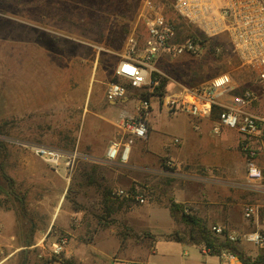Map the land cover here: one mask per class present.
Returning a JSON list of instances; mask_svg holds the SVG:
<instances>
[{
  "label": "rangeland",
  "instance_id": "1",
  "mask_svg": "<svg viewBox=\"0 0 264 264\" xmlns=\"http://www.w3.org/2000/svg\"><path fill=\"white\" fill-rule=\"evenodd\" d=\"M160 2L175 19L171 0ZM141 6V0H0V213L8 214L7 223L0 217V264H49L54 255L67 258L66 247L73 234L93 240L99 225L107 236L111 228L113 233L124 234L127 244L119 252L140 251L143 255L151 242L154 235L136 229L142 226L144 204L117 197L113 190L138 186L146 188L151 200H162L171 175L149 169L141 140L133 143L127 163L105 158L126 108L122 102L106 100V87L127 52L133 32L138 35L137 52L141 53L145 36L139 20ZM183 39L180 33L177 42ZM157 65L174 91L206 84L227 72L232 86L262 94L257 102L264 104V89L257 88L259 77L241 63L227 36L209 41L198 55L186 51L162 55ZM154 115L162 121L159 131L164 132L163 138L172 143L177 131L171 123L175 116L162 111L158 103L154 104ZM182 115L185 113L177 116ZM21 141L28 143L23 149L33 154V165L40 174L23 178L16 172L14 149L22 147ZM32 145L60 151L64 156L59 165L51 166L31 149ZM124 202L133 208L132 221L124 216ZM192 207L187 205L185 211L190 213ZM66 211H74L70 231L60 228ZM53 215L54 225L38 235V229L46 230ZM155 216L148 223L154 233L170 229L166 212ZM177 222L180 233L190 229L183 220ZM115 241L112 238L100 255L87 253L85 264H107L101 259L111 264L108 257ZM155 242L156 252L146 257L158 264H211L217 260L203 254L202 245L162 237ZM17 245L23 247L15 250ZM68 259L80 264L75 258Z\"/></svg>",
  "mask_w": 264,
  "mask_h": 264
},
{
  "label": "built area",
  "instance_id": "2",
  "mask_svg": "<svg viewBox=\"0 0 264 264\" xmlns=\"http://www.w3.org/2000/svg\"><path fill=\"white\" fill-rule=\"evenodd\" d=\"M141 2L139 20L145 28L141 53L137 52L138 35L133 32L127 41V52L117 65L114 78L108 82L105 92L106 100L112 103L132 100L135 112L120 114L116 123L118 133L107 149L106 160L118 163L130 160L133 143L149 136L150 117L155 103L166 113H187L195 117L210 116L219 106L213 132L220 133L223 127H227L244 136L241 148L245 154L247 177L252 188H264V170L257 162V151L250 141L264 127V116L245 109L255 100L253 91L246 90L241 95H234L231 105L221 104L219 95L229 93L232 84L231 75L225 72L206 84L183 87L175 92L165 88L163 94H153L163 77V71L157 65L162 55L176 56L183 51L198 55L209 41L220 36L228 37L238 59L257 74L264 89V0H171L170 7L177 20L183 21L193 34L181 42H177L176 18L168 16L160 0ZM32 148L53 165H59L60 158L64 156L60 151L44 146L33 145ZM167 165L172 166L173 162L168 160ZM145 190L138 186L130 189L118 187L113 194L143 204L148 200ZM258 216L257 205L248 204L244 217L254 223L251 230L239 233L221 226L213 225L211 228L220 235L226 230L227 238L235 244L248 242L264 247V224L259 223ZM219 255L225 264H235L240 260L230 249L223 250Z\"/></svg>",
  "mask_w": 264,
  "mask_h": 264
},
{
  "label": "crops",
  "instance_id": "3",
  "mask_svg": "<svg viewBox=\"0 0 264 264\" xmlns=\"http://www.w3.org/2000/svg\"><path fill=\"white\" fill-rule=\"evenodd\" d=\"M232 86V85H231ZM262 89V84L259 82L257 88ZM166 90L175 92L174 85L167 82L165 86ZM232 92L222 93L219 95L221 104L231 105L232 97L234 95H241L243 92L240 91L236 85H233ZM230 88V89H231ZM256 92V91H255ZM255 94V100L246 105L245 109L253 114L264 116V104H258L257 101L261 100L262 94ZM126 101V100H125ZM122 101L125 104L123 112L134 113V102L132 100ZM114 103V102H113ZM120 103V102H116ZM219 106H216L213 113L206 117H195L187 113L182 117L177 116L180 113H168L169 115L175 116L173 118L174 126H176V134H174L173 142H168V139H164V132H160L158 118L153 112L150 117L151 127L150 133L147 139H143L140 142L144 150V161L150 162L149 169L151 171H160L161 173L171 175L170 182L167 185V195L162 196V200L150 199L144 204V212L141 219L142 226L136 228L139 233L144 229L148 230L150 234L154 235L151 238V242L146 250L142 254L121 251L126 239L124 234L113 233L114 229H110V236L105 235L101 226L94 231L95 238L93 240L79 239L76 235L70 238L66 247V257L75 258L80 264H85L88 258L87 253L91 251L97 252L100 255L101 249H106L112 238L116 239V243L112 251L109 253V257L113 262L111 264H128L129 262H142V264H158L154 260H150L146 257L147 253L156 252L155 239L162 237L164 240L174 241V233L179 231V225L176 217L172 214L170 209L171 199L176 203L192 205V210L195 214L200 215L204 220L208 221L211 226L225 227L228 231L245 232L249 231L254 227V223L248 221L244 217V209L248 204H256L259 209V216L257 220L259 223L264 224V188L255 189L249 182L246 173L245 166V154L241 148V141L244 136L235 129L223 127L220 133L213 132V126L217 123ZM166 130V129H165ZM178 139V142H175ZM252 146L257 151V162L259 166L264 170V127L260 132L253 135L250 138ZM22 147L14 149V157L16 161V168L18 173L23 178L28 176H35L40 174L33 165L34 156L28 150L23 149L28 146L27 142H20ZM33 146V145H32ZM31 146V149H33ZM138 152H135L136 154ZM30 159V161H29ZM173 162L172 166L167 165V161ZM54 166V165H51ZM53 168V167H52ZM47 170V169H45ZM54 172V169H50ZM24 174V175H23ZM151 180L152 176H148ZM149 187L151 182L149 181ZM152 187V186H151ZM149 188V192L152 188ZM124 216L127 217L128 221L131 220L133 208L130 203H123ZM159 211L166 212L170 221V229L161 233H154L148 223L152 219H156L155 215ZM192 211V212H193ZM74 211H66L65 215L67 218L62 217L60 222V228L68 231L72 230L69 228V221L72 218ZM0 217L7 223L8 214L5 212L0 213ZM54 215L50 222L46 226V230L43 228L38 229V235L41 231L47 232L54 225ZM58 218V217H57ZM127 225L129 222L127 221ZM132 221V220H131ZM87 223V219L85 224ZM125 227V224H123ZM125 229L130 228V226ZM128 227V228H127ZM40 231V232H39ZM188 232V231H187ZM186 231L180 233L181 235L186 234ZM104 237H101V236ZM179 241V240H177ZM182 243H191L194 245H202V253H208L209 256L217 258L216 261H211V264H225L220 258L219 254H213L208 252L202 243H194L190 240H180ZM241 242L240 248L246 256L252 260H261L264 263V247L245 246ZM127 244V242H126ZM23 246H14L15 250L22 248ZM13 250V249H12ZM242 250V249H241ZM186 254L188 252L186 251ZM95 257V255H94ZM101 261L106 260L101 259ZM208 263V262H204ZM49 264H63L61 261H50ZM234 264V263H231ZM235 264H244L241 260Z\"/></svg>",
  "mask_w": 264,
  "mask_h": 264
},
{
  "label": "trees",
  "instance_id": "4",
  "mask_svg": "<svg viewBox=\"0 0 264 264\" xmlns=\"http://www.w3.org/2000/svg\"><path fill=\"white\" fill-rule=\"evenodd\" d=\"M176 27L178 30V36L180 33L184 35V38L187 36H193L191 30L187 25L176 18ZM161 77V76H160ZM167 84V79L161 77L160 84L156 87V90L153 94H163L165 91V86ZM147 94V96H149ZM3 147V146H2ZM3 168V166H2ZM187 206L185 204L176 203L172 201L170 203V209L172 214L176 217L177 220H183L186 224L190 226V229L186 234L181 235L178 231L174 233V238L176 240H190L194 243H202L204 248L213 254H220L225 249H230L234 254H236L239 259L244 264H262L261 260H252L250 257L246 256L244 251L239 248L238 244L231 242L227 238V231H224V234L215 233L211 226H209L205 221H203L197 214L194 212L187 213ZM61 261L63 264H76L71 259L59 257L54 255L51 261Z\"/></svg>",
  "mask_w": 264,
  "mask_h": 264
}]
</instances>
